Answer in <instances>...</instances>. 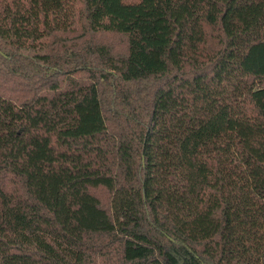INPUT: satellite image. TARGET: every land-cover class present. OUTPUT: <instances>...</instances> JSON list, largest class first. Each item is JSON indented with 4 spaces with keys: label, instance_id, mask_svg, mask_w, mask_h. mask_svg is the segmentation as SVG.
Instances as JSON below:
<instances>
[{
    "label": "trees",
    "instance_id": "trees-1",
    "mask_svg": "<svg viewBox=\"0 0 264 264\" xmlns=\"http://www.w3.org/2000/svg\"><path fill=\"white\" fill-rule=\"evenodd\" d=\"M0 264H264V0H0Z\"/></svg>",
    "mask_w": 264,
    "mask_h": 264
}]
</instances>
